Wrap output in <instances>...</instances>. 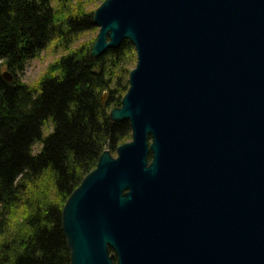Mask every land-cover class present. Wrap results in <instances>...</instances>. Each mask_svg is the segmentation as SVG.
Instances as JSON below:
<instances>
[{"label":"water","instance_id":"95a60500","mask_svg":"<svg viewBox=\"0 0 264 264\" xmlns=\"http://www.w3.org/2000/svg\"><path fill=\"white\" fill-rule=\"evenodd\" d=\"M92 22V57L136 52L110 112L131 140L63 206L71 264H264V0H105Z\"/></svg>","mask_w":264,"mask_h":264},{"label":"trees","instance_id":"16d2710c","mask_svg":"<svg viewBox=\"0 0 264 264\" xmlns=\"http://www.w3.org/2000/svg\"><path fill=\"white\" fill-rule=\"evenodd\" d=\"M65 5L0 0V264H71L63 206L103 151L131 140L129 122L110 112L129 87L134 46L123 40L97 57L83 45L70 49L68 39L94 25L92 12ZM53 40L66 54L35 85L21 82L25 63Z\"/></svg>","mask_w":264,"mask_h":264},{"label":"rangeland","instance_id":"374dc122","mask_svg":"<svg viewBox=\"0 0 264 264\" xmlns=\"http://www.w3.org/2000/svg\"><path fill=\"white\" fill-rule=\"evenodd\" d=\"M51 5L54 9L59 8L63 4H67L64 6L66 11L75 9V6H80L82 10L86 13L92 12L105 1H103L100 5V2H91V0H79L77 3L75 0H50ZM63 10V9H62ZM72 13V12H71ZM98 28L94 26L93 30L87 31L81 34L79 37L74 39V43L71 44L70 39H68V44L70 43V49L77 48L78 46L83 45L85 48H88L89 53L91 54V50L93 45L97 39ZM64 54H66L65 49L57 44L56 40H53L49 43L45 50L41 51L37 57L27 61L24 65L23 72L18 74V77L21 82L27 85H35L40 77L46 72L48 66L54 65V63ZM136 65V54H135V62L134 67ZM106 96H104L105 98ZM116 109V108H115ZM50 132L49 126L44 128V135H47ZM34 153H37L39 150V145L34 146ZM112 157H116V151L114 154H111Z\"/></svg>","mask_w":264,"mask_h":264}]
</instances>
